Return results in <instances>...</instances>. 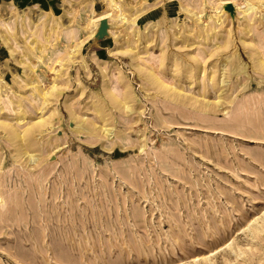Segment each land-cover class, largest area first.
I'll return each instance as SVG.
<instances>
[{"label": "rangeland", "instance_id": "374dc122", "mask_svg": "<svg viewBox=\"0 0 264 264\" xmlns=\"http://www.w3.org/2000/svg\"><path fill=\"white\" fill-rule=\"evenodd\" d=\"M225 1L0 0V264H264V0Z\"/></svg>", "mask_w": 264, "mask_h": 264}, {"label": "bare ground", "instance_id": "6f19581e", "mask_svg": "<svg viewBox=\"0 0 264 264\" xmlns=\"http://www.w3.org/2000/svg\"><path fill=\"white\" fill-rule=\"evenodd\" d=\"M263 1V0H262ZM206 2V1H205ZM123 3H125V4H128L129 6H130V8L131 9H133L134 8V5L130 2V0H123ZM127 5V6H128ZM212 5V4H211ZM227 4H226V1L225 0H221V2H220V5L219 6H213L214 7V11H215V14H214V16H217L218 18V21H220L221 20V17L220 16H218L216 13L217 12H220L223 8L225 9V6H226ZM204 6H205V4H204ZM204 6L202 7V9L201 10H197V11H195L193 8H191L190 6H188V5H186V4H184V3H182L181 4V6H180V8H181V10H183V11H185V12H187V13H189V14H192V15H194V16H196V18H197V20H200L201 19V17H202V14H203V12H204ZM61 7L63 8V14H61V15H59V23L57 22V25H59V24H62V26L63 25H65V14H66V6H65V4H64V2L61 4ZM41 9V8H40ZM233 9H234V7H233ZM29 13H30V15H31V13H32V9L31 8H29V11H28ZM116 16H118V17H120V18H126L127 17V19L132 23V24H137V20H138V17L140 16V11H137L135 14H130V15H125V11L123 10V11H121L120 13H118V14H116ZM55 27H56V25H55ZM99 27V26H98ZM111 28V27H110ZM109 31H110V29H109ZM137 34V33H136ZM138 35V34H137ZM90 37H93V31H91L90 32V35H89V38ZM85 43V41H78L77 43H76V45H75V48H74V50L72 51V53H74V52H76V51H79V49L82 47V45ZM126 51L127 50H130V49H125ZM131 50H134V48H131ZM128 52V51H127ZM68 56L71 58L72 57V55L70 54H68ZM69 59V58H68ZM237 63V62H236ZM137 66H139V65H137ZM262 67V66H261ZM140 68V67H139ZM244 69V68H243ZM156 70H154V71H152V73H151V76H153V78L151 79V80H153V79H155V81H158V82H161L162 84H163V86L165 87V88H163L164 90L166 89V90H168V89H170L171 87L173 88V85L171 86V84H169V83H167L165 80H163L162 78H161V76L160 75H158L156 72H155ZM152 82H154V80L152 81ZM55 84V83H54ZM155 84V83H154ZM57 86V85H56ZM56 86L55 87H53V89L52 90H54V91H52V93H54L56 90H57V88H56ZM162 86V85H161ZM56 89V90H55ZM160 89H162V88H160ZM59 90V89H58ZM109 91H110V89H109ZM108 91V92H109ZM169 91V90H168ZM57 92V91H56ZM49 93H48V91H45V92H43L42 93V97H46L47 95H48ZM49 95H51V94H49ZM205 98V97H204ZM44 99V98H43ZM122 100V99H121ZM123 100H125V99H123ZM45 101V100H44ZM124 102V101H123ZM218 103V102H217ZM128 104V103H127ZM126 105V104H125ZM207 105H208V103H207ZM127 106V105H126ZM131 106V105H130ZM125 107V106H124ZM74 118V117H73ZM40 119V118H39ZM42 119H44V117H42ZM75 120V119H74ZM0 121H4V120H0ZM37 121H39V120H36V122ZM47 122V119L46 120H44V122ZM6 122V121H5ZM42 122V121H41ZM45 122V123H46ZM1 123V122H0ZM38 123V122H37ZM79 123V122H78ZM78 123H76V125H78ZM81 123V122H80ZM3 123H1V125H2ZM6 124V123H5ZM40 123H38V124H36V125H39ZM32 124H30V126H31ZM35 125V124H34ZM42 126H44V123H42L41 124ZM41 125H39V126H41ZM81 125V124H80ZM30 126H28V127H30ZM83 126V125H82ZM5 127V126H4ZM27 127V128H28ZM77 127V126H76ZM79 127H81V126H79ZM83 127H85V126H83ZM89 127V126H88ZM6 128H8V126L6 125ZM35 128V127H34ZM93 128V127H92ZM103 128V127H102ZM29 129H31V127L29 128ZM28 129V130H29ZM81 129V128H80ZM90 129H91V127H90ZM100 129H101V127H100ZM27 130V131H28ZM32 130V129H31ZM30 130V131H31ZM92 130V129H91ZM102 130V129H101ZM78 131H80L79 129H78ZM83 131H86V130H83ZM90 131V130H89ZM112 131V130H111ZM20 132V131H19ZM18 132V133H19ZM26 132V131H25ZM25 132H23V133H25ZM91 132V131H90ZM95 132V131H94ZM17 132H15L14 134H16ZM103 133H105L104 131H103ZM20 134V133H19ZM28 134H30L29 132H28ZM105 134H107V133H105ZM110 134V133H109ZM26 135V134H25ZM12 136H14V135H12ZM11 136V137H12ZM21 136V135H20ZM24 136V135H23ZM27 136V135H26ZM29 136V135H28ZM25 137V136H24ZM15 138H17V136L15 137ZM14 139V138H13ZM26 140V139H25ZM24 140V141H25ZM21 142V141H20ZM26 142V141H25ZM24 146V145H23ZM26 149V148H25ZM28 153H29V151H27ZM29 155V158H31V159H33L32 158V156L33 155H31V154H28ZM24 156H25V154H24ZM28 158V157H27ZM33 161H34V159H33ZM35 161H36V159H35ZM259 217V216H258ZM257 217V218H258ZM252 220V219H251ZM250 220V221H251ZM258 220V219H257ZM254 222V221H253ZM252 224V223H251ZM232 243V242H231ZM230 243V244H231ZM230 246V245H229ZM232 247V246H231ZM198 257V256H197ZM196 258V257H195ZM197 261V260H196Z\"/></svg>", "mask_w": 264, "mask_h": 264}, {"label": "water", "instance_id": "95a60500", "mask_svg": "<svg viewBox=\"0 0 264 264\" xmlns=\"http://www.w3.org/2000/svg\"><path fill=\"white\" fill-rule=\"evenodd\" d=\"M227 9L228 10H232L233 12H235V10L233 9V5L232 4H228L227 5ZM112 26H115V25L114 24L111 25L109 23L108 19L101 20V22L99 23V27L97 29V32L95 34V37H94L95 44L98 45L100 41H102L103 39H105V38L110 36L109 29Z\"/></svg>", "mask_w": 264, "mask_h": 264}, {"label": "crops", "instance_id": "0c3cea01", "mask_svg": "<svg viewBox=\"0 0 264 264\" xmlns=\"http://www.w3.org/2000/svg\"><path fill=\"white\" fill-rule=\"evenodd\" d=\"M101 42V41H100Z\"/></svg>", "mask_w": 264, "mask_h": 264}]
</instances>
